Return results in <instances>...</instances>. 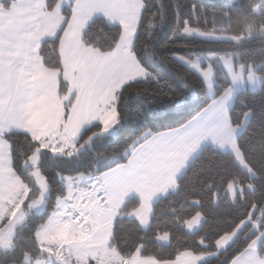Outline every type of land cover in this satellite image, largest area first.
<instances>
[{"label":"trees","instance_id":"obj_1","mask_svg":"<svg viewBox=\"0 0 264 264\" xmlns=\"http://www.w3.org/2000/svg\"><path fill=\"white\" fill-rule=\"evenodd\" d=\"M141 1L143 11L131 52L148 78L123 86L115 96L113 136L102 135V125L96 123L81 132L73 152L57 155L42 149L39 142L24 133L3 135L10 148L12 170L28 192L23 207L25 220L16 229L13 248L0 250V264L44 261L46 254L39 248L36 233L47 223L56 202L66 197L64 179L85 176L91 181L90 186L96 188L98 177L124 165L132 148L154 135L183 127L230 87L222 68L213 65L214 97L208 98L199 75L178 62L177 57L189 60L207 55L231 57L235 65L253 66L261 77L256 91L235 93L228 112L232 127L241 126L249 115L243 131L236 137V146L252 175L238 165L231 153L205 146L178 177L175 188L154 202L147 228L142 229L131 218L140 207L137 198L128 199L120 207L112 224L110 248L123 260L137 256L171 262L182 253H192L211 256L201 264H229L256 237L264 235V37L235 44L186 34V30H198L240 39L248 32L264 31V0ZM57 2L46 0V10L53 11ZM9 3L1 2L0 6L7 7ZM62 14L66 25L71 7L64 8ZM65 25L55 39L40 45L39 56L47 69L61 71L58 46ZM120 36L118 26L95 18L86 27L82 43L106 56L114 51ZM67 89L60 79L62 98ZM71 106L72 102L64 106V119ZM34 158H37L35 165ZM35 168L48 188L45 210L39 215L29 211L28 206L39 195L32 176ZM230 185L240 191L231 195ZM196 215H201L202 222L196 231L189 233L185 223ZM247 221L250 223L233 244L218 252L216 243ZM161 235H168V244L158 243ZM258 255L264 258V239Z\"/></svg>","mask_w":264,"mask_h":264},{"label":"crops","instance_id":"obj_2","mask_svg":"<svg viewBox=\"0 0 264 264\" xmlns=\"http://www.w3.org/2000/svg\"><path fill=\"white\" fill-rule=\"evenodd\" d=\"M8 1L7 7L0 6V207L9 200L11 202L16 192L23 197L28 192L25 186L21 188V182L12 170L10 148L3 135L21 132L54 154L73 152L83 130L96 123L102 125V118L111 111L112 102L123 86L148 78L131 52L143 11L141 0H58L51 12L46 10V0H0V3ZM69 6L71 16L65 25L62 11ZM95 18H102L121 29L118 44L109 55H101L82 43L86 27ZM64 25L58 46L59 72L44 67L39 48L43 42L55 39ZM60 79L68 86L63 98L59 90ZM70 102L72 106L64 119V106ZM210 105L183 127L152 136L133 149L124 165L98 177L104 204L101 214H106V218L100 222H86L91 214L88 210L84 211L85 222L80 228L70 222H56L50 235L59 245L51 261L48 259L50 262L39 261V264H58L62 258L61 250H80L79 237L84 236L81 244L94 241L89 254L95 256L96 264H201L209 260L211 256L192 253H182L171 262L137 256L123 260L112 252L110 238L116 213L130 198L140 201V207L131 218L142 229L147 228L154 202L175 188L178 177L202 148L212 146L205 134H210V129L215 133L217 123L211 122L220 106L200 124H194ZM226 145L224 140L220 143L221 148L212 147L235 157L234 151H224ZM36 162L37 158H34L32 164ZM32 174L34 179L40 178L36 168ZM74 181L70 188H78V197L91 185L85 176ZM82 200L83 205L92 206L91 210L96 205L92 204L91 196H84ZM23 207L24 204L22 222L26 216ZM80 210H84L81 205ZM249 223H242L233 233L222 237L216 243L217 251L230 247ZM200 224L199 220L196 223L190 220L185 223V228L193 232ZM263 239V234L256 237L229 264H264V258L258 255ZM157 241L166 245L169 238L161 235ZM104 253H108L107 258Z\"/></svg>","mask_w":264,"mask_h":264},{"label":"rangeland","instance_id":"obj_3","mask_svg":"<svg viewBox=\"0 0 264 264\" xmlns=\"http://www.w3.org/2000/svg\"><path fill=\"white\" fill-rule=\"evenodd\" d=\"M186 34L202 40L229 41L235 44H241L243 40H248L257 36L264 37V31L254 32V33L248 32L244 37L240 39L225 37V36H214L211 34L202 33L201 31L198 30H186ZM176 59L182 65H184L185 67L189 68L197 75H199V77L202 79L205 85L206 94L208 98L214 97L213 65L219 66L224 71L226 77L230 81V87L226 90V92L223 94L221 98L212 100L211 102L212 104L210 105V107L195 119L194 124H200L203 118L207 116L209 117L211 116V114H214L213 111L215 110V108L220 106L218 109L219 113H217V115L214 114L215 119H213L211 122L213 123L215 121V123H217L215 128V133L213 134L212 129H210V134L204 133L206 139L208 143H210L212 146L216 148L219 147L221 148L220 143L224 142L225 140L227 145L225 146L224 151H234L233 153L235 155V160L238 163V165L244 171L252 175L249 168L243 162L242 157L236 146V137L243 131L249 119V115H246L244 117L241 126L232 127L229 121L228 112L233 103L235 93L239 90L256 91L260 86L261 77L255 73V68L253 66L235 65L233 58L231 57L216 58L211 55H207V56H200L192 60L185 59L182 57H177ZM108 112L102 118V126H103L102 135L113 136L114 126L116 125V115L113 106H111V111H110L112 115H109L110 112L109 113ZM191 121H193V119ZM229 144H231L230 149L228 148L230 147ZM133 149L134 148H132L129 151V153H131ZM34 180H35V184L37 185V188L39 189V195L34 202L29 204V211H31L35 215H39L45 210L46 199L48 197V188L45 179L41 175L40 178L35 177ZM73 183H75L73 179H69V178L64 179V185L65 188L67 189L66 197L61 198L56 202L55 209L51 212L47 223L41 226L38 230L39 233H37V242L41 251L46 254V256L43 257L45 263H48V259L51 260L52 257H54V251L57 245H59L57 243V240L50 235L51 234L50 231H52V227L56 224V222H66L67 224L68 222L71 223V221L69 220V215L72 211H76L77 214L81 217V225L83 224V222H85L84 211L87 212L88 210H90L91 213L90 218H88L86 222H100V220H104L106 218V214L103 215L101 214L102 206H104L103 202H101L102 201L101 192H99V195L97 197H93L91 192L87 194V191L89 189H93V186L92 187L89 186L86 188L84 192H82L83 193L82 196L78 197L79 195L78 188L77 189L74 187L70 188V186ZM20 186L23 189L24 185L22 183H20ZM95 186L96 188L99 189L100 188L99 182H97ZM250 189H251L250 187H247V190ZM237 191H240V188L234 187L232 185L228 187V192L231 195H234ZM16 193L17 195L11 197L12 200L11 202L9 200L7 204H5L3 207H0V250L1 251H10L13 248V238L15 237L16 229L19 226H21L23 223L21 220L22 205L24 204L26 197H23V194L21 196L19 192ZM84 196L93 197L92 204L93 203L96 204L95 206L97 207L94 206V208L91 210L92 206L83 205L82 197ZM99 196H101V198L98 199ZM7 199L8 198L6 197V200ZM80 200H82V202ZM78 202H81V204L79 203V205H77ZM80 205L82 208H84L83 211L80 210ZM69 206L72 207H70L68 210ZM198 220L200 223L202 222L201 215L194 216L191 219V222L196 223L198 222ZM72 225L77 227L75 224ZM80 226L77 228H80ZM193 232H189V233H193ZM84 238L79 237L80 245L78 246V248L80 250L78 251L73 249L69 250V248L61 250L60 254L62 258L58 264H89L92 261L94 263L96 259L95 256L89 254L91 252V248H93L94 246V241L91 240L87 243L81 244V242L84 241ZM96 244L102 246V244H99L98 242ZM112 252L115 251L113 250ZM103 256L107 258L108 253L107 254L104 253ZM39 261L40 260H37L34 264H39ZM99 264L101 263L99 262Z\"/></svg>","mask_w":264,"mask_h":264},{"label":"built area","instance_id":"obj_4","mask_svg":"<svg viewBox=\"0 0 264 264\" xmlns=\"http://www.w3.org/2000/svg\"><path fill=\"white\" fill-rule=\"evenodd\" d=\"M92 193L93 197H97L99 195L100 189L98 188H93L89 189L87 191V194ZM101 198V196L98 197V199ZM69 220L71 223L75 224L77 227L81 225V217L77 214L76 211H72L69 215Z\"/></svg>","mask_w":264,"mask_h":264}]
</instances>
